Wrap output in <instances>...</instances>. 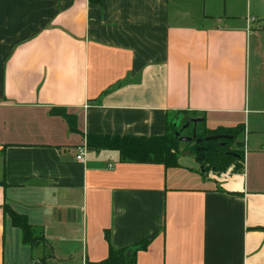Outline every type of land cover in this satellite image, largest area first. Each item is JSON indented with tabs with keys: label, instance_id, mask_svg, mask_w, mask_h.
I'll use <instances>...</instances> for the list:
<instances>
[{
	"label": "crops",
	"instance_id": "obj_1",
	"mask_svg": "<svg viewBox=\"0 0 264 264\" xmlns=\"http://www.w3.org/2000/svg\"><path fill=\"white\" fill-rule=\"evenodd\" d=\"M251 9L0 0V264H93L153 233L137 264H264V9ZM175 110L209 129L244 124L243 170L89 146L76 157L88 134H163ZM7 207L40 243L23 242Z\"/></svg>",
	"mask_w": 264,
	"mask_h": 264
},
{
	"label": "trees",
	"instance_id": "obj_2",
	"mask_svg": "<svg viewBox=\"0 0 264 264\" xmlns=\"http://www.w3.org/2000/svg\"><path fill=\"white\" fill-rule=\"evenodd\" d=\"M186 112V110L170 111L167 119V130L160 135L88 134L87 143L91 148L118 150L122 161L162 163L167 167L179 166L181 165L180 157L184 152V143L176 136L175 129L179 130L180 126L183 127L193 117L187 115L182 118V115ZM51 113L62 115L69 123L72 131L78 130L76 116L69 113L66 108L53 107ZM181 121L182 124L180 125ZM176 123L177 128H175ZM193 125L191 123L184 128L183 131L186 134L183 135L191 136ZM214 135H226L228 137L206 140V137ZM197 138L200 139L198 143L188 142L186 146L194 152L195 158L200 162V170L203 175L210 171L222 173L230 167L235 171L243 170L245 158L244 124L209 129L205 124L204 117V120L197 125ZM7 212L12 219V223L21 228L25 244L35 245L40 243L42 237L37 234L36 228L30 223L27 215L18 213L10 207H7ZM154 235L153 233L132 246L118 248L110 244L108 257L93 264H137V251L147 248ZM107 237L109 238V235ZM129 250H131L130 256H128Z\"/></svg>",
	"mask_w": 264,
	"mask_h": 264
},
{
	"label": "rangeland",
	"instance_id": "obj_3",
	"mask_svg": "<svg viewBox=\"0 0 264 264\" xmlns=\"http://www.w3.org/2000/svg\"><path fill=\"white\" fill-rule=\"evenodd\" d=\"M217 6H218V12L221 15L226 14V12L231 9H235V11H246L250 8H252L251 10L254 11L255 8H259V9H264V0H217ZM178 111V110H175ZM187 112L185 114L182 115V118H185L187 115L189 116H197L199 115L197 112H191L186 110ZM182 124V121L180 123V125ZM179 125V126H180ZM182 127V126H180ZM179 127V128H180ZM190 132V130H189ZM183 134H186L185 131L182 132ZM190 136V135H188ZM246 136H248V131L246 133ZM184 145H183V151L184 152H189L192 154H183L181 156V158L184 161H187L189 157H193L194 156V152L191 151V149L189 147H187L186 145H188L187 141H183ZM198 164H200V162L197 160ZM2 164V161L0 160V165ZM231 168V167H230ZM229 168V169H230ZM229 169H227L226 171H228ZM224 171V172H226ZM210 173H213L215 175H221L222 173H216L214 171H210Z\"/></svg>",
	"mask_w": 264,
	"mask_h": 264
},
{
	"label": "water",
	"instance_id": "obj_4",
	"mask_svg": "<svg viewBox=\"0 0 264 264\" xmlns=\"http://www.w3.org/2000/svg\"><path fill=\"white\" fill-rule=\"evenodd\" d=\"M204 118L200 117V116H193L189 119V121L183 125V127H181L179 130L175 129V134L176 136H178L182 141H187V142H192L194 143H198L200 141V139L197 138V125L199 122L203 121ZM191 123H193V134L191 136L188 135H183V129L188 127ZM175 128H177V123L175 124ZM224 137H228L226 135H214V136H208L206 137V140H209L211 138L214 139H220V138H224ZM131 250L128 251V256H130Z\"/></svg>",
	"mask_w": 264,
	"mask_h": 264
},
{
	"label": "built area",
	"instance_id": "obj_5",
	"mask_svg": "<svg viewBox=\"0 0 264 264\" xmlns=\"http://www.w3.org/2000/svg\"><path fill=\"white\" fill-rule=\"evenodd\" d=\"M87 149H88V144H87V142H84V143H82V144H79L77 147H76V150H77V159L78 160H83L84 159V157H85V154H86V151H87ZM215 175V174H214ZM222 175H224V176H228L229 175V172H223L221 175H219V176H222ZM217 176V175H216Z\"/></svg>",
	"mask_w": 264,
	"mask_h": 264
}]
</instances>
